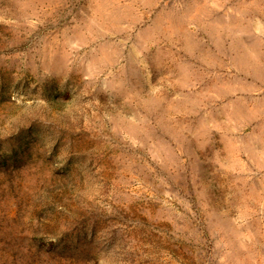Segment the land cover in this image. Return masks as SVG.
<instances>
[{"label": "rangeland", "instance_id": "374dc122", "mask_svg": "<svg viewBox=\"0 0 264 264\" xmlns=\"http://www.w3.org/2000/svg\"><path fill=\"white\" fill-rule=\"evenodd\" d=\"M0 264H264V0H0Z\"/></svg>", "mask_w": 264, "mask_h": 264}]
</instances>
